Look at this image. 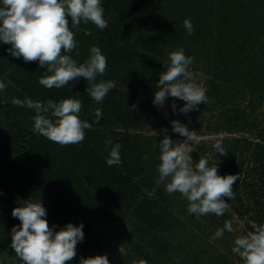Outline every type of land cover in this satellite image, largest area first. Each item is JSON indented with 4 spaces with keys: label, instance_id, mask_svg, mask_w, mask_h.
I'll use <instances>...</instances> for the list:
<instances>
[{
    "label": "trees",
    "instance_id": "1",
    "mask_svg": "<svg viewBox=\"0 0 264 264\" xmlns=\"http://www.w3.org/2000/svg\"><path fill=\"white\" fill-rule=\"evenodd\" d=\"M101 6L108 26L101 30L91 22H81L79 28H72L77 48L69 53L80 64L89 58L92 46L101 49L107 58V70L104 75L97 76L96 82L107 78L130 84L139 79L146 85L145 83L157 80L165 70L162 65L168 62V52L182 48L186 56L195 58L190 67L218 76L227 83L224 89H220L221 85L217 84L216 89L212 87L214 94L221 93L222 97L217 98H221L223 105H231L233 94H236L234 102L246 97L250 104L264 96V0H101ZM186 18L191 20L194 27L191 35L183 26ZM3 59L6 62L5 71L18 60L7 53L3 54ZM14 71L21 77L9 80L8 84L11 89L16 90L20 100H24L21 97H25L27 91L37 96L42 103L50 99L54 102L67 98L79 99L80 95H84L79 99L81 103H85L82 107L87 108L89 105L91 97L86 91L87 81L84 78L72 81L62 88L48 89L38 83L39 78L46 74V70L39 64L33 66L20 63L14 69L12 67L10 72ZM229 84L231 85L228 86ZM238 93L241 97H237ZM209 95L207 93L208 97ZM144 98V105L154 109V95L146 92ZM199 107L203 110L205 104ZM116 108L117 118L125 124L124 130L91 128L88 130V139L93 141V146L97 145L99 151L83 145L66 150L70 154L68 166L72 167L69 171L73 181L61 179L57 181L58 184H53L55 180L49 179L47 175L41 180V185L49 184L55 197L54 202H51L52 210L46 215L49 226H55L54 231L68 223L79 225L75 219H71L74 212L82 210L88 214L84 215L85 218L89 217L88 224H83L84 239L77 244L76 256L67 264H79L81 257L107 256V235L102 231L107 225L112 226L116 232L119 229L128 232L127 238L120 245L125 253H119L120 246L113 253L116 264H133V261L135 264H188L184 252L194 260H201L206 255L203 264H222L217 251L202 236V232L211 233L216 228L213 225L208 231L215 214L201 217L189 214L186 199L178 192L169 194L165 191V184L157 182V165L160 163L158 144L163 138L131 131L139 130V116L132 109ZM26 109L28 114L35 115L26 106H17L0 98V110L5 114L7 122V129L2 131L21 132L18 138L12 139V142L18 144L12 157L13 173L0 181V217L2 215L10 220L12 228L19 227L20 221L11 215L12 207L9 206L18 205L21 197L10 190L17 181L22 180L24 161L34 154L32 150L37 139L33 126L18 118V112L25 113ZM225 112L226 110L222 111L224 114ZM239 119L238 122L243 121L242 118ZM194 121L197 122L196 119ZM222 130L231 131L229 127L223 126ZM107 134L115 137L113 144L121 145L119 166L109 167L106 164L111 147H105L104 142L109 138H105ZM218 139H222L227 152L224 156L219 153L216 155L218 162L223 165L225 175H237L230 170L243 166V144L252 150L248 165L260 170L261 175L258 180L255 178L254 184L245 182L243 185L247 196L258 202V181L264 179V145L241 136ZM205 142L210 143L207 140L202 144ZM48 147L52 149V155L62 148L51 141ZM82 150L86 155L82 154ZM74 154L77 155L76 158ZM145 155L148 159L143 158ZM55 160L57 161L54 158L50 163L51 167L56 163ZM75 163L77 165L73 168ZM56 164L59 172L66 171L63 161L59 160ZM214 164L216 163L209 161V166ZM86 178L89 181L85 187L77 185V182L83 185ZM240 185L242 184L238 179L233 185V191L239 189ZM66 187L76 196L72 207L64 194ZM34 189L35 186L31 190ZM262 195L264 196V192ZM87 198L92 199L85 201ZM242 200L240 192L235 194L233 200L225 198V202L228 201L239 213V210L248 211ZM84 202L87 204L84 205ZM236 202L240 204L237 205ZM262 208L259 207L257 214L264 216ZM220 217L227 220L232 217V213L227 209ZM203 218H206L205 224L201 225ZM256 223L262 224L263 219L256 220ZM220 224L221 222L218 225ZM190 240V245L196 241L206 243L211 251L203 248L201 256L198 253L190 254L186 248ZM4 243L5 238L0 242V247L5 246ZM20 264L23 261L20 260Z\"/></svg>",
    "mask_w": 264,
    "mask_h": 264
},
{
    "label": "clouds",
    "instance_id": "2",
    "mask_svg": "<svg viewBox=\"0 0 264 264\" xmlns=\"http://www.w3.org/2000/svg\"><path fill=\"white\" fill-rule=\"evenodd\" d=\"M81 22H91L101 30L108 26L101 0H0V42L11 46L9 54L22 57L25 62H38L46 70L38 83L48 89L62 88L84 78L87 81L86 91L99 103L116 84L111 80L96 82L97 76L104 75L107 70V58L98 46H92L89 58L80 64L69 55L77 48L71 29L79 28ZM183 26L189 35L193 33L190 19L186 18ZM194 62L195 58L186 56L182 48L168 52V62L162 65L165 70L159 74L155 85L154 105L163 106L168 97L178 98L184 101L179 112L187 114L209 102L207 89L193 82L190 66ZM5 88L6 85L0 81V91ZM12 103L32 109L35 113L31 117L33 130L61 146L81 143L85 130L91 129L92 124L98 123L102 116V110L98 108L92 124L81 120L82 103L79 99L42 103L30 98H13ZM171 107L175 111L174 103ZM171 127L184 139L174 142L165 135L159 142L157 182L165 184L167 193L178 192L186 199L189 214L197 217L223 215L229 207L225 198L235 199L233 185L238 175H218L217 164L209 166L205 157L194 163L190 154L196 151L193 146L199 140L196 132L178 120L171 121ZM104 143L105 147L111 146L106 164L109 167L119 166L121 145L113 144L111 137ZM213 147L221 156L227 154L222 139H218ZM143 158L148 159L147 155ZM11 215L20 224L11 230L10 246L23 264H67L76 256V246L84 239L82 223L75 226L68 223L54 231L55 226L50 227L46 220L47 212L41 201L32 202L30 199L24 201L23 206L14 207ZM249 224L253 231L236 237L232 252L238 254L244 264H264V224L255 221H249ZM225 230L233 231L230 221H225L224 227L217 229L213 239L222 237ZM118 251L125 253L121 246ZM79 264H109V260L106 255H96L81 257Z\"/></svg>",
    "mask_w": 264,
    "mask_h": 264
},
{
    "label": "rangeland",
    "instance_id": "3",
    "mask_svg": "<svg viewBox=\"0 0 264 264\" xmlns=\"http://www.w3.org/2000/svg\"><path fill=\"white\" fill-rule=\"evenodd\" d=\"M10 47V45H6L3 42H0V81H2L6 85V88L0 91V98L4 101L12 102L13 98H18V95H16V90L11 89L8 82L11 79H16V77H21V75L17 74L16 71L10 72L12 70V67L14 69V67L19 65L20 63H22L23 65L31 64L33 66H36L38 65V62H25L22 61V58H18L17 61L11 64L10 69L8 71H5L4 68L6 67V62L5 59H3V54H9L8 49H10ZM190 68L193 73V82L206 88V95L207 93L210 94L208 97L209 102L205 104L203 110L200 109L199 105L197 110L190 111L187 114L180 113L179 109L183 107L184 101L172 97L166 98L163 106L154 105L152 102L154 109L146 107L143 103V101H146V99L144 98V94L146 92H149L154 95L155 91L157 90L155 88V85L158 79L153 80L149 83H145L146 85H144V82L139 79L135 80L130 84H126L120 80L104 78L100 79V81H114L116 87L110 90L109 94L103 99V101L99 103L95 102L91 98L88 107L86 108L83 106L81 108V112L79 114L80 119L92 124V122L96 119L95 110L99 108L102 110V116L98 123L92 124L93 130L101 129L103 127H110L116 130H124L125 124L122 122L121 119L117 118L118 109L116 107L118 106L120 108H126L127 110L132 109L135 111L136 115L139 116L141 124L139 130L131 131L140 132L143 135H157L161 138H164V136L166 135L174 142L183 141L184 139V137H181L178 133H174L172 131L171 121L178 120L180 123L185 124L190 130H194L197 136L199 137L198 142L193 145L196 151L190 154L193 162H197L200 157H205L208 162L212 161L217 164L218 175H225L222 170L223 165L220 164V162H218L216 158V155L218 153L213 147V144L218 138L241 136L243 138L251 140L254 143H261L264 145V96L261 97V94H259L261 98L253 100V103L250 104L248 98L246 97L241 99L237 103L234 102L236 94H233L234 97H232V101H230L231 105H223L221 98L220 100H218L217 98L222 97L221 93L214 94L212 87L215 88L217 84V86L221 85L220 89H224L226 88L227 83H225L218 76H212L204 73L199 68ZM230 85L231 84H229L228 86ZM25 95V97L21 98H30L34 101H39L36 98L37 96L28 93V91L25 92ZM238 96L241 97V94L238 93L237 97ZM83 97L84 95H80L81 99ZM173 103L176 105L175 111H173V108L171 107ZM84 104L82 103V105ZM223 110H226L225 114L222 113ZM31 117H33V115L32 113L28 114L27 109L25 113H23V111L18 112V118L20 120L24 119L26 123L33 126V120L31 119ZM239 117L242 118L243 121L238 122L240 120ZM194 119H196L197 122H195ZM210 126L212 128H210ZM222 126L229 127L231 131L224 132L222 130ZM5 129H7L6 117L5 114L0 110V133L2 134L0 135V181L6 179L7 176L13 173L12 157L14 155L15 148H18V144L14 143L15 141L12 142V139H16L21 135V132L19 133V131L17 133H11L10 130H8L7 132L2 131ZM88 130L89 129L85 130V138L81 143L61 146L62 148L58 151V153H55V155L51 154L52 149L50 150L48 147L50 141L37 133L36 145L32 150L34 154L28 157L23 164V178L20 182L17 181L16 184L13 185L15 187H12L10 190L11 193L21 197V201L18 205L10 204L11 206L9 207H12L11 209H13L17 206H23L24 201L30 199L32 202L41 201L42 206L46 209V212L49 213L52 210L51 202H54L55 197L52 193V189H50L49 187V184L41 185V180L44 178L45 175H47L49 179L53 178L55 180L53 184H58L57 181L61 179H68L70 181L74 180L73 176H71V172L69 171V168L72 167L68 166L70 154L67 153L66 150L70 147L78 148L83 145L88 149L94 148L96 151H99L97 145L95 144L93 146V141L88 139ZM110 136H112V140L115 138L113 135L109 134H107L105 138ZM207 140H209L210 143L205 142L202 144L203 141ZM243 145L241 147V151L243 153V155L241 156V159L243 160V166L237 167V170H234L232 168L230 171L238 175L239 183H241L242 185H240V188L236 189L234 193L239 194L240 192V195L243 199L242 202L244 203V207H247L248 211L245 212L239 210V213L235 211V207L230 205L227 201L229 205L228 210L231 211L232 217L226 220L221 219L220 216L215 215L214 220L212 221L213 224L208 228V231L211 227H213V225L214 227L216 226V228L211 233L202 232V236H205L207 241H209L211 248L217 251V255L221 257L220 260L222 264H244V261L238 256V254L232 252L234 240L238 236L247 235V233L253 231L250 228L251 225L249 224V221L256 222V220L258 219H263L262 224H264V216L259 213L257 214L259 207H263L262 209H264V196L262 195V193L264 192V179L261 178V180L258 181L257 186L259 187L260 191L258 202L253 201L244 192L243 183L248 182L254 184L255 178L256 180H258V177L261 175V172L260 170L248 165L251 160L250 154L252 153V150L248 149L249 147H247L246 145ZM199 146L202 147L198 148ZM82 154L86 155L84 150H82ZM3 155L6 156L3 157ZM74 156L75 158L77 157L76 154H74ZM54 158H56L57 161H63V164H65L66 168L65 172L58 171L56 160V165L54 164L51 167L50 163ZM76 165L77 164L75 163L73 165V168H75ZM8 171H11V173ZM89 173L90 172H88V175ZM95 179L96 178L92 179L93 183ZM88 181L89 178H86V180L83 182V185L78 182L77 185L79 184L80 187H85ZM34 186L35 189L31 190ZM60 187L62 188L63 186ZM58 188L59 186L57 187V190ZM70 191V188L66 187L64 194L67 200L70 201V203L68 202L70 207H72L74 202L73 200L76 198V196ZM91 199L92 198H87L85 199V201H89ZM237 203L240 204V202H236V204ZM86 204L87 203L84 202V205ZM80 211L82 213H80ZM84 215L88 214L83 213L82 210H79L78 212H74L71 219H75L78 224L82 223L85 225L88 224L89 217L85 218ZM205 219H202V221L200 222L201 225L205 224ZM225 221L231 222L233 231L228 232L227 230H225L222 237L213 239L217 229L224 227ZM220 222L221 224L218 225ZM12 225L13 224L10 220L4 218L1 215L0 242H2V239L5 238L6 243H4L5 246L0 247V264H20V259L15 255L14 251L9 245V242H11ZM102 231L105 235H107L106 250L109 264H116L113 258V253L122 244L123 239L127 238L128 232L125 231V229H119L116 232L115 229L109 225L105 226ZM190 242L191 240L189 241L186 247L190 254L194 253L195 255L196 253H198L201 256V254L203 253V248H207V250L211 251V248L208 247L206 243H202V241H196V243H192L193 245H190ZM184 255L188 264H194L193 262H196V264H203L206 258V255H203L200 258L201 260L198 259L199 262H197L198 260H194L193 257L188 255L187 253L184 252ZM189 261L191 262L189 263Z\"/></svg>",
    "mask_w": 264,
    "mask_h": 264
}]
</instances>
